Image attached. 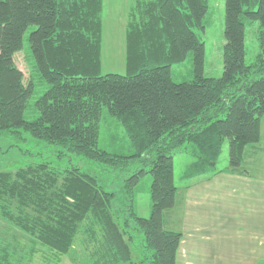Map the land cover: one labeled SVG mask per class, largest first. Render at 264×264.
I'll return each instance as SVG.
<instances>
[{
    "label": "trees",
    "instance_id": "1",
    "mask_svg": "<svg viewBox=\"0 0 264 264\" xmlns=\"http://www.w3.org/2000/svg\"><path fill=\"white\" fill-rule=\"evenodd\" d=\"M207 11V0H134L126 73L102 74L104 0H0V136L27 133L55 146L59 158L83 156L112 171L135 166L119 193L73 163L0 170V218L57 259L80 234L89 264H138L137 231L144 264H178L182 233L165 222L178 190L175 155L194 157L184 182L211 176L223 170L218 162L228 141V167L238 169L246 147L261 139L264 116V0H226L220 77L205 74V43L194 30L205 27ZM256 21L260 52L248 64L246 31ZM27 33L33 61L21 53ZM190 53L193 78L177 82L172 67ZM41 84L48 88L35 101L39 114L28 120ZM105 116L123 127L130 153L99 146ZM147 175L152 208L141 217L137 187ZM32 251L33 244L20 253L0 236V264H25Z\"/></svg>",
    "mask_w": 264,
    "mask_h": 264
},
{
    "label": "rangeland",
    "instance_id": "2",
    "mask_svg": "<svg viewBox=\"0 0 264 264\" xmlns=\"http://www.w3.org/2000/svg\"><path fill=\"white\" fill-rule=\"evenodd\" d=\"M207 2L208 11L203 19L205 27L195 26L194 30L205 43V74L210 77H220L223 74L224 68L223 50L226 42L224 36L226 0H207ZM133 3L134 0H104L102 74L126 73V28L129 20V10ZM259 29L260 24L258 21L250 23L247 26L245 42L246 62L248 64L254 62L260 52ZM21 53H24L26 57L31 56L28 33L25 37L24 48ZM30 60H32L31 57ZM17 61L20 67L24 66V70L27 72L24 57H18ZM172 71L173 79L177 82L192 79V53L184 61L175 63ZM47 88V84H41L37 87L26 110V119L32 120L37 118L39 113L36 110L35 101ZM118 124L113 123L106 116L103 117L101 120L99 146L111 152L118 151L128 154L130 153L129 139L125 138L123 127ZM193 160L194 157L188 153L175 155L174 173L175 182L178 187L184 186L185 180L183 179V174ZM45 161L60 167H66L72 163L78 165L84 170L94 173L106 189L117 193L122 188L124 178L130 175V172L135 167L134 165L131 166L129 171H112L106 166L88 160L83 156H64L59 158L55 146L49 145L45 141L27 133L22 138L9 133H3L0 136V170L15 171L29 163ZM228 163L229 143L227 141L219 158L218 167L223 168ZM151 184L152 178L150 175H147L137 187L136 211L141 217H149L151 214ZM0 236L18 245L20 253L30 247L31 244L34 245L36 251H32V256L25 264H89L81 246L80 234L77 235L71 252L59 259L46 246L39 243V241H35L29 233L16 228L13 224L2 218H0ZM136 236L139 248H136L134 251V259L138 261V264H144L142 253L144 246L141 234L136 231ZM73 259H76V261Z\"/></svg>",
    "mask_w": 264,
    "mask_h": 264
},
{
    "label": "crops",
    "instance_id": "3",
    "mask_svg": "<svg viewBox=\"0 0 264 264\" xmlns=\"http://www.w3.org/2000/svg\"><path fill=\"white\" fill-rule=\"evenodd\" d=\"M178 187L166 227L182 233L178 264H264V116L261 139L238 169Z\"/></svg>",
    "mask_w": 264,
    "mask_h": 264
}]
</instances>
